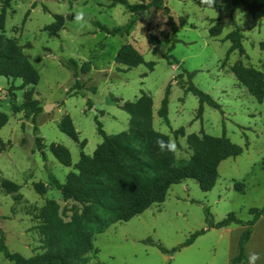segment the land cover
<instances>
[{
  "label": "rangeland",
  "instance_id": "obj_1",
  "mask_svg": "<svg viewBox=\"0 0 264 264\" xmlns=\"http://www.w3.org/2000/svg\"><path fill=\"white\" fill-rule=\"evenodd\" d=\"M162 1L179 29L178 42L171 52V28L162 7L141 12L137 25L121 38L96 27L97 23L110 28L124 26L131 18L122 5L113 7L109 0H13L0 36L16 39L39 73L33 98L43 111L36 122L32 114H14L9 92L18 88L13 94L21 105L27 91L33 88L20 89L22 80L0 76V111L9 117L0 131L4 142V150H0V228L11 252L26 259L44 252L38 217L48 201L57 202L59 215L66 223L82 213L81 204L63 200L54 180L65 184L82 152L92 156L103 142L96 118L108 135L129 131L131 117L122 105L136 102L145 93L153 99L155 130L177 144L179 161L189 160L193 154L187 143L191 134H225L242 147L243 153L220 164L219 177L211 191L204 192L197 180L188 179L173 186L164 203L96 235V249L89 255L88 264H232L239 255L242 235L254 219L251 210L264 208V99L259 102L251 96L231 69L242 63L264 74V16L251 14L243 5L233 11L234 0H220L215 9L200 8L193 0ZM245 1L264 4V0ZM80 10L85 12L87 22L83 28L74 21V14ZM56 15L65 18V28L59 37H52L45 29L54 23ZM218 21L222 23V33L212 37L210 30ZM235 30L243 35L245 54L236 50L226 60L232 46L227 37ZM162 33L168 37L155 46L149 43V34ZM124 44H132L146 63H155L153 70L146 64L129 69L117 63L116 55ZM166 55L172 60L168 61ZM70 60L78 64V82ZM188 73H195L192 83L220 104L223 112L204 105L202 117L197 118L200 103L186 91ZM169 87L167 124L158 111ZM48 105L53 107L49 111ZM67 115L74 122L80 142H87L84 149L60 130ZM181 128L185 136L176 137L174 132ZM37 137L42 150L37 147ZM52 145L69 149L72 167L55 158ZM4 179L20 185L19 193L8 194L1 185ZM38 183L46 186L45 194L34 189ZM207 211L215 224L231 214L242 224L211 228ZM252 230L244 246L245 259L236 264H248L252 252L260 256L256 264H264V215ZM202 232L192 245L184 246L192 235ZM0 264L13 263L0 252Z\"/></svg>",
  "mask_w": 264,
  "mask_h": 264
},
{
  "label": "trees",
  "instance_id": "obj_2",
  "mask_svg": "<svg viewBox=\"0 0 264 264\" xmlns=\"http://www.w3.org/2000/svg\"><path fill=\"white\" fill-rule=\"evenodd\" d=\"M109 1L113 7L122 5L131 14V18L124 26L114 28L97 23L96 27L101 32L114 37H127L131 29L139 22L141 12H147L153 7H162L163 14L168 17V25L171 28L172 46L169 52L175 48L179 29L171 16V10L163 5L162 0H155L151 3L141 0L139 4H131L128 0ZM0 2V29L4 30L7 11L13 0H0ZM193 2L200 8H208L201 4V0H193ZM219 5L220 0H217L211 9L218 8ZM241 5L253 15L261 13L264 16V4L234 0L233 11ZM65 22L63 16L56 15L54 23L47 26L45 31H48L52 37H59L60 32L65 28ZM222 30V23L218 21V25L211 28L210 34L212 37L220 36ZM167 37L166 33L159 36L149 34L147 39L151 45L155 46ZM227 39L231 40L232 46L226 60L236 50L241 55L245 54L242 44L243 35L239 30L232 32ZM261 46L264 48V42ZM165 57L168 61L172 60L170 55ZM116 62L129 69L146 64L149 69L153 70L155 66L153 62L146 63L144 57L132 44H124L120 48L116 55ZM69 64L73 67L74 77L78 82V64L75 60H70ZM231 70L238 82L248 89L251 96L262 102L264 99L263 72L245 67L242 63L235 64ZM194 75L195 73L187 74L189 83L186 91L195 95L199 100L197 118L202 117L204 105L222 111L220 104L192 83ZM0 76L22 80L20 89L33 88L27 91L25 102L21 105L18 104L17 97L13 94V91L18 88L13 87L9 96L11 97V110L14 114L24 113L27 116L32 114L36 122V117L43 111L40 102L33 98L34 88L40 81V75L17 40L4 35L0 36ZM78 87L79 85H76V88ZM169 94L170 87L158 111V116L167 124H170ZM153 107L152 97L145 93L134 103H124L122 109L131 117L130 127L129 131L117 135H108L102 123L96 118L98 133L102 136L103 142L92 156L82 152L79 162L74 166V171L68 174L65 184L57 180L53 182L54 186L62 192L64 201L73 200L83 206L82 213L76 214L70 222L66 223L59 215L57 202L48 201L38 217L41 220L38 230L44 237V252L30 259L9 250L5 234L0 228V252L6 260L13 264H88L89 255L96 249L94 245L96 235L104 233L111 225L130 221L155 204L164 203L169 190L188 179L197 180L204 192L211 191L217 183L220 164L243 153L242 147L233 143L225 134L222 137L191 134L187 137V143L193 154L189 160L179 161L176 153L161 151L156 143L158 139L168 142L170 138L155 130ZM8 122V115L0 111V131ZM60 130L84 149L87 142H80L79 133L69 115L62 119ZM174 134L176 137L185 136L184 128L175 131ZM39 140L40 138L37 137V147L42 150L43 147ZM0 150H4V142L1 138ZM51 152L62 165L72 167V156L68 148L63 145H52ZM1 185L8 194H17L21 190L20 185L7 179H4ZM34 189L40 195L46 193V186L43 183L35 184ZM206 213L207 222L211 228L220 229L232 224H242L234 214L215 224L210 212ZM251 214L254 215V219L242 235L239 244L240 253L233 259L232 264L245 259L244 246L251 238L253 225L264 215V208L252 209ZM202 234L203 232L192 235L184 246L192 245ZM162 250L167 252L163 248Z\"/></svg>",
  "mask_w": 264,
  "mask_h": 264
},
{
  "label": "clouds",
  "instance_id": "obj_3",
  "mask_svg": "<svg viewBox=\"0 0 264 264\" xmlns=\"http://www.w3.org/2000/svg\"><path fill=\"white\" fill-rule=\"evenodd\" d=\"M217 0H201V4L206 5L209 9L213 8L216 4ZM74 21L80 25L81 28L86 26L85 20V12L83 10L77 11L74 14ZM161 151H171L177 152V144L173 140H169L168 142H164L163 140L158 139L156 141ZM260 259L258 253L252 252L248 257V264H256V261Z\"/></svg>",
  "mask_w": 264,
  "mask_h": 264
},
{
  "label": "water",
  "instance_id": "obj_4",
  "mask_svg": "<svg viewBox=\"0 0 264 264\" xmlns=\"http://www.w3.org/2000/svg\"><path fill=\"white\" fill-rule=\"evenodd\" d=\"M40 2H42V0H40ZM53 107H51L50 105H48L47 107H46V110L47 111H49L50 109H52Z\"/></svg>",
  "mask_w": 264,
  "mask_h": 264
},
{
  "label": "crops",
  "instance_id": "obj_5",
  "mask_svg": "<svg viewBox=\"0 0 264 264\" xmlns=\"http://www.w3.org/2000/svg\"><path fill=\"white\" fill-rule=\"evenodd\" d=\"M258 14V13H257Z\"/></svg>",
  "mask_w": 264,
  "mask_h": 264
}]
</instances>
